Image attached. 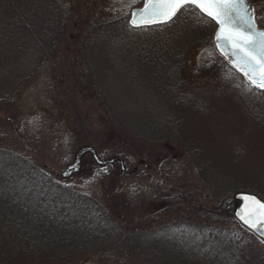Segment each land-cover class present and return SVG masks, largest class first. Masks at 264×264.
<instances>
[{"label":"rangeland","instance_id":"374dc122","mask_svg":"<svg viewBox=\"0 0 264 264\" xmlns=\"http://www.w3.org/2000/svg\"><path fill=\"white\" fill-rule=\"evenodd\" d=\"M63 1L84 23H94L86 27L80 21L77 28L76 44L89 34L85 49L75 44L60 55L61 64L71 60L70 68L41 66L31 43H21L20 52L0 35V149L33 155L72 188L109 205L115 204L118 190L129 204L145 199L157 208L171 203L186 208L183 201L201 195L202 176L196 168L203 161L224 176L237 166L233 157L241 162L237 169L264 168V128L252 118L264 96H253L251 82L219 53L214 23L184 11L170 27L134 30L127 20L143 0ZM248 1L263 29L264 0ZM152 37L163 44L147 45L148 54H143L141 42ZM62 74L66 79L61 80ZM91 83L104 99L83 96ZM104 107L107 119L99 116ZM121 152L127 157L118 156ZM77 159L79 170L74 172ZM175 216V211L156 213L148 223L167 224ZM232 228L245 248L240 260L264 264V243L238 225ZM235 242L227 243L228 248ZM160 249L158 261L140 263H180L170 259L166 243ZM84 261L121 264L94 255Z\"/></svg>","mask_w":264,"mask_h":264},{"label":"trees","instance_id":"16d2710c","mask_svg":"<svg viewBox=\"0 0 264 264\" xmlns=\"http://www.w3.org/2000/svg\"><path fill=\"white\" fill-rule=\"evenodd\" d=\"M68 3L63 0H0V23L4 30L0 35L15 43L20 52L24 51L21 43L26 47L31 43L33 51L38 50L41 66L49 64L54 70L70 68L71 60L67 65L61 64L60 55L75 46L80 21L86 27L94 23L80 20L78 12ZM172 24L144 29H164ZM88 35H81L82 43L76 44L80 50L85 49ZM147 40L141 42L143 54H148L147 45L159 48L163 44L156 37ZM153 53H157L156 49ZM9 59L16 61L13 56ZM73 62V65L77 63ZM63 79H66L65 74L61 76ZM95 86L93 83L85 85L83 96L104 99ZM252 86L256 90L253 96H264V89ZM260 103L252 118L264 128V101ZM107 111L104 107L99 116L107 119ZM118 156L127 157V154L121 152ZM238 159L232 158L237 166L227 176L222 175L223 171L210 169L203 161L196 168L202 176L201 195L183 201L186 208L172 203L157 208L151 203L145 204V199L129 204L118 190L114 194L115 204L109 205L72 188L41 166L33 155L0 149V264H83L91 255L118 260L121 264H132L134 260L139 264L141 260L153 263L163 252L160 246L164 243L170 248V259L180 263L245 264L240 260L245 248L238 244V234L232 228L238 225L246 230L235 219L234 196L237 191H249L264 199V168H257L256 172L237 169L241 165ZM169 164L176 169L172 160ZM209 176L213 182H209ZM196 201L203 203L199 205ZM171 211H175L176 216L167 218V224L148 223L153 214ZM233 239L236 244L229 249L227 243Z\"/></svg>","mask_w":264,"mask_h":264},{"label":"snow or ice","instance_id":"6c2138e0","mask_svg":"<svg viewBox=\"0 0 264 264\" xmlns=\"http://www.w3.org/2000/svg\"><path fill=\"white\" fill-rule=\"evenodd\" d=\"M135 2V0H133ZM188 6L198 8L218 25L217 47L234 58L235 66L250 81L264 88V31L256 26L255 9L248 0H144V6L132 13L130 23L139 28L171 21ZM250 202L238 215L250 227L264 226V202L254 195L243 196Z\"/></svg>","mask_w":264,"mask_h":264},{"label":"water","instance_id":"95a60500","mask_svg":"<svg viewBox=\"0 0 264 264\" xmlns=\"http://www.w3.org/2000/svg\"><path fill=\"white\" fill-rule=\"evenodd\" d=\"M249 3V2H248ZM251 6V5H250ZM143 8V7H142ZM142 8H136V9H134V10H132V13L134 12V11H138L139 9H142ZM251 8H252V6H251ZM131 24V23H130ZM155 24H161V23H155ZM151 25H153V24H151ZM132 26V25H131ZM148 26V25H147ZM257 26V25H256ZM257 28H258V26H257ZM259 30H261V31H264V29H260V28H258ZM218 31V27H217V30H216V32ZM215 37H216V33H215ZM214 37V38H215ZM215 44H216V46H217V42H216V38H215ZM216 48H218V50L220 51V53L224 56V58H226L230 63H231V65H233L234 66V68H236L240 73H242L243 75H244V73L241 71V70H239L236 66H235V63H234V58L233 57H231V56H225L222 52H221V50H220V48L219 47H216ZM245 76V75H244ZM246 77V76H245ZM248 78V77H247ZM249 79V78H248ZM250 80V79H249ZM258 87V86H257ZM260 89H264V88H261V87H259ZM77 164H78V162L77 161H75L74 163H73V165H72V167L73 168H75L74 169V172H77L79 169H78V167H77ZM71 167V168H72ZM62 177H64L65 176V173H62V175H61ZM246 195H254V196H256L257 197V199H259V200H261L262 202H264V199H262L261 197H258V195L256 194V193H253V192H249V191H237L236 193H235V196H234V198H235V206H236V211H235V219L237 220V222L238 223H240V225L241 226H243L244 228H246L248 231H250L253 235H255L257 238H259L260 239V241H263L264 242V226H262L261 227V230H259V231H257L256 230V228H253V227H250L248 224H245L241 219H240V216L238 215V213H240L241 212V210L242 209H245V207H246V205H249L250 204V202H248V201H245L244 199H242V197L243 196H246Z\"/></svg>","mask_w":264,"mask_h":264},{"label":"flooded vegetation","instance_id":"af4514ba","mask_svg":"<svg viewBox=\"0 0 264 264\" xmlns=\"http://www.w3.org/2000/svg\"><path fill=\"white\" fill-rule=\"evenodd\" d=\"M249 2V1H248ZM250 4V3H249ZM144 6V0H143V3H142V5L140 4L139 6H137V7H134L132 10H134V9H136V8H142ZM253 9V8H252ZM131 10V11H132ZM186 12V11H193L194 12V14H196V16L200 19V18H202V17H204V18H207V19H209L210 21H211V23H214L216 26H218L216 23H215V21H212L211 20V18H209V17H207L205 14H203L198 8H196V7H194V6H188V7H185L184 9H182L171 21H169V22H167V23H161V24H153V25H148V26H143V27H146V28H148V27H158V26H163V25H169V24H171V23H174L175 22V20L176 19H178L179 18V16L180 15H182L183 14V12ZM131 18H132V13H131V16H130V19L129 20H127L128 21V24L131 26V24H130V20H131ZM139 28H142V27H139ZM142 29H144V28H142ZM69 171H70V169H69Z\"/></svg>","mask_w":264,"mask_h":264}]
</instances>
